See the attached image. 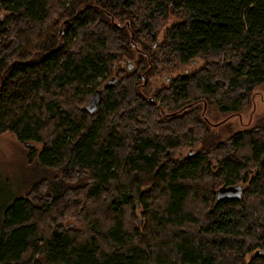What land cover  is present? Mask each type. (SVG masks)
<instances>
[{"label":"trees","instance_id":"trees-1","mask_svg":"<svg viewBox=\"0 0 264 264\" xmlns=\"http://www.w3.org/2000/svg\"><path fill=\"white\" fill-rule=\"evenodd\" d=\"M263 82L264 0H0V134L40 145L0 264H264V107L207 118Z\"/></svg>","mask_w":264,"mask_h":264},{"label":"rangeland","instance_id":"rangeland-1","mask_svg":"<svg viewBox=\"0 0 264 264\" xmlns=\"http://www.w3.org/2000/svg\"><path fill=\"white\" fill-rule=\"evenodd\" d=\"M186 67L187 70L190 69L188 65ZM175 73V70H159L149 78L148 92L159 87L164 79L168 81ZM251 99V109L249 108L235 116H217L215 112H209L210 114L207 115L208 123L214 125L216 122L222 121L214 126V129L222 136L231 134L249 124L263 110L264 82L253 90ZM31 146L29 148L18 142L9 131L0 134V225L4 209L15 198L22 196L31 183L33 165L40 145L32 143ZM245 259H248V255L245 256Z\"/></svg>","mask_w":264,"mask_h":264},{"label":"water","instance_id":"water-1","mask_svg":"<svg viewBox=\"0 0 264 264\" xmlns=\"http://www.w3.org/2000/svg\"><path fill=\"white\" fill-rule=\"evenodd\" d=\"M100 93H101V91H96L95 94H94V96H99ZM136 223L139 225L140 224V220H137Z\"/></svg>","mask_w":264,"mask_h":264},{"label":"flooded vegetation","instance_id":"flooded-vegetation-1","mask_svg":"<svg viewBox=\"0 0 264 264\" xmlns=\"http://www.w3.org/2000/svg\"><path fill=\"white\" fill-rule=\"evenodd\" d=\"M96 91H101L102 93H103V87H99V88H97V90ZM95 91V92H96ZM102 93H100L99 95H101ZM95 94V93H94Z\"/></svg>","mask_w":264,"mask_h":264}]
</instances>
